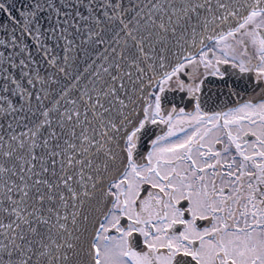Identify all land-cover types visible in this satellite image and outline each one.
Wrapping results in <instances>:
<instances>
[{
	"label": "snow or ice",
	"instance_id": "snow-or-ice-1",
	"mask_svg": "<svg viewBox=\"0 0 264 264\" xmlns=\"http://www.w3.org/2000/svg\"><path fill=\"white\" fill-rule=\"evenodd\" d=\"M0 264H264V0H0Z\"/></svg>",
	"mask_w": 264,
	"mask_h": 264
}]
</instances>
